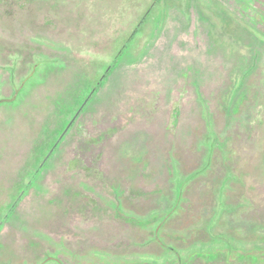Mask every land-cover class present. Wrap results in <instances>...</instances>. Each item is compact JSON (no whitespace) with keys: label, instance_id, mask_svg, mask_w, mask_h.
Masks as SVG:
<instances>
[{"label":"rangeland","instance_id":"rangeland-1","mask_svg":"<svg viewBox=\"0 0 264 264\" xmlns=\"http://www.w3.org/2000/svg\"><path fill=\"white\" fill-rule=\"evenodd\" d=\"M263 95L264 0H0V264H264Z\"/></svg>","mask_w":264,"mask_h":264},{"label":"trees","instance_id":"trees-1","mask_svg":"<svg viewBox=\"0 0 264 264\" xmlns=\"http://www.w3.org/2000/svg\"><path fill=\"white\" fill-rule=\"evenodd\" d=\"M18 50H16V53H18V54H21L19 51L17 52ZM12 55V54H11ZM21 56V55H20ZM8 57L10 58V55H8ZM115 62V61H114ZM17 63V61L13 64V68H15V64ZM9 66H10V71H12V74H13V68H12V63H11V59H10V64H9ZM183 69H185V68H183ZM191 73V72H190ZM189 73V74H190ZM106 74L107 73H105V75L103 76V78H105L106 77ZM188 74V75H189ZM188 76H186V78H187ZM192 77H193V75H192ZM195 78V77H194ZM176 79H178L177 77H174V80L173 81H175V82H173V81H164V83H163V87L165 88V90H166V92H167V90L168 89H173L174 87H178V86H180L181 88L183 87V86H187V82L188 81H181L182 83H180V81H177ZM196 79H193L192 78V80L191 81H194V82H192L193 83V85H195V86H199L200 84H203L202 82L203 81H201V79L200 78H197V80L195 81ZM97 81V80H96ZM169 82H171V83H169ZM105 83V81H99L97 84H96V86H89V91H88V93H87V95L88 94H90V97L91 96H93V95H95L96 94V92H98V89L103 85ZM22 85V84H21ZM20 85V86H21ZM20 86H18L17 88H18V90H16V89H14L13 90V88H12V91H11V96L13 97L14 95H17L18 94V91L20 90L19 88H21L22 89V86L20 87ZM180 88V89H181ZM185 92L187 93V88L185 89ZM184 92V93H185ZM183 96H179L176 100L177 101H180L181 100V98H182ZM263 97H264V95H263ZM87 98V97H86ZM201 97H198V100L200 99ZM10 99H12V98H10ZM9 99V100H10ZM85 98H81V99H79V101H77V103L73 106L74 108H71V110H69V113L65 116V119H64V123H65V125H64V127H63V129H65V133H63V134H67V133H69V130L73 127V123L75 122V120L78 118V117H80V115L82 114V112L84 111V109L85 108H82V109H80V111H78L77 112V110L80 108V106H81V104H82V102H83V100H84ZM89 99V98H88ZM202 99H204V100H208L207 101V107L205 108V109H207V111H208V113H206L205 114V112H203L205 115V118H206V124H207V127L208 126H211V129H212V132H214V133H218L219 132V123L217 124V127L216 126H214V123H213V120L211 119V117H210V110H209V104L211 105V102H213V101H211L210 102V99L209 98H207V99H205V98H202ZM4 101V99H1L0 98V103L1 102H3ZM200 102V101H199ZM200 104H202L201 102H200ZM203 105V104H202ZM87 106V105H86ZM204 108V107H203ZM181 109H182V106L178 103V104H176V106L175 107H173V109H172V112H171V114H169V117H168V123H166L165 124V128H168L167 126H171V130H172V133L174 132L175 133V131L177 130V127H178V125H179V119H180V113H181ZM212 111H213V109H212ZM72 112V113H71ZM216 113V112H215ZM209 114V115H208ZM74 115H76V117L72 120V122H71V124H68L70 121H71V119H72V117L74 116ZM218 119V118H217ZM219 120V119H218ZM215 121V120H214ZM264 121V120H263ZM68 124V125H67ZM169 124V125H168ZM67 125V126H66ZM222 128V127H221ZM173 133V134H174ZM58 136H60V135H58ZM63 137V136H62ZM56 139H57V137H56ZM56 139H55V141H56ZM54 141V142H55ZM60 141L61 140H59V142L58 143H56V145H55V147H53V151L50 153V155H52V153H54V151H55V149L56 148H59V146L61 145L60 144ZM55 143H53V145L55 144ZM214 154L212 153V156H213ZM212 156H211V158H210V161H211V159H212ZM235 157V156H234ZM218 158V157H217ZM42 159L43 158H41V159H39V160H37V162L36 163H34V166L26 173V175L24 176V178L22 179V181H21V187H25L26 185H29L27 182H28V178H30V176L32 175L33 176V182H34V180L36 179V178H38L39 177V175H41L42 174V167L44 166V164H42V167L41 168H39V165H40V163L42 162ZM237 163L235 162V165H236ZM44 170V169H43ZM234 171H235V169H234ZM41 173V174H40ZM235 173H237V174H239L240 176L242 175V173H241V171L240 172H237V171H235ZM171 174V173H170ZM33 182H32V184H31V186H33ZM30 186V185H29ZM31 188V187H30ZM23 189H25V188H23ZM115 194V193H114ZM116 195V194H115ZM117 196V195H116ZM23 197V196H22ZM21 199V198H20ZM20 199L18 200V202L20 201ZM14 199H12V201L9 203L10 204V206L12 205V202H14L13 201ZM17 204L18 203H16L15 205H14V208L15 207H17ZM162 224V223H161ZM160 224V225H161ZM160 225H158L157 227H156V229L160 226ZM231 248V246L230 245H228L227 246V249L229 250Z\"/></svg>","mask_w":264,"mask_h":264}]
</instances>
